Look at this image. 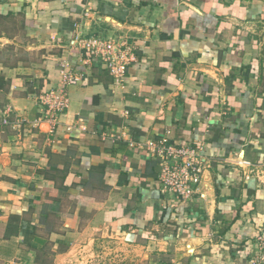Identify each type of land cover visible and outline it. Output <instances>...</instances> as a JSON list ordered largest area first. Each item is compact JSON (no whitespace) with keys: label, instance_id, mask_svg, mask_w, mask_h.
Here are the masks:
<instances>
[{"label":"crops","instance_id":"obj_1","mask_svg":"<svg viewBox=\"0 0 264 264\" xmlns=\"http://www.w3.org/2000/svg\"><path fill=\"white\" fill-rule=\"evenodd\" d=\"M74 23L133 48L122 84L85 62ZM63 60L81 81L51 127L37 97ZM6 108L0 264H63L99 236L153 248L160 264H264V0H0V118ZM166 131L202 143L188 201L162 192L145 150Z\"/></svg>","mask_w":264,"mask_h":264},{"label":"built area","instance_id":"obj_2","mask_svg":"<svg viewBox=\"0 0 264 264\" xmlns=\"http://www.w3.org/2000/svg\"><path fill=\"white\" fill-rule=\"evenodd\" d=\"M87 11L84 16H87ZM72 42L83 54L85 62H99L111 77L114 85H120L125 79L127 67L135 59L133 48L125 40L111 37L83 36L80 26L74 23ZM59 83L56 87L39 93L38 101L42 105V118L51 127L58 122V117L67 109L69 97L67 88L81 81V76L73 70L67 60L59 65ZM9 109L2 112L0 124L9 123ZM24 119L16 120L17 128L24 123ZM146 152L157 161V180L162 192H167L182 201H188L197 193L205 160L201 154L202 143L195 145L176 144L168 136V131L157 139L145 142ZM256 242L260 253L259 259L264 262V233L256 235ZM255 259L250 260V262Z\"/></svg>","mask_w":264,"mask_h":264},{"label":"rangeland","instance_id":"obj_3","mask_svg":"<svg viewBox=\"0 0 264 264\" xmlns=\"http://www.w3.org/2000/svg\"><path fill=\"white\" fill-rule=\"evenodd\" d=\"M116 237L99 236L84 246L75 247L63 264H160L157 250L148 251ZM152 247V246H151ZM147 252V253H146Z\"/></svg>","mask_w":264,"mask_h":264}]
</instances>
